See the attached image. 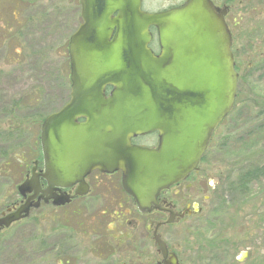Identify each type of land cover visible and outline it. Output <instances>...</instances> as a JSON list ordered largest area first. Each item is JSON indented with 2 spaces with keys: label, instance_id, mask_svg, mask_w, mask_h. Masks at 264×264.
Listing matches in <instances>:
<instances>
[{
  "label": "water",
  "instance_id": "obj_1",
  "mask_svg": "<svg viewBox=\"0 0 264 264\" xmlns=\"http://www.w3.org/2000/svg\"><path fill=\"white\" fill-rule=\"evenodd\" d=\"M79 5L81 23L68 42L69 99L43 119L42 170L35 173L34 161L30 176L17 186L23 200L0 213V230L27 217L41 199L68 203L67 195L53 193L57 187L79 183L76 194H85L84 177L93 169L120 170L138 210H150L160 192L196 168L234 104L237 73L225 10L211 0H186L157 12L142 10L141 0ZM151 27L157 53L149 47ZM152 132L156 147L131 143ZM154 241L165 258L164 242L158 236ZM165 264L179 263L169 253Z\"/></svg>",
  "mask_w": 264,
  "mask_h": 264
},
{
  "label": "rangeland",
  "instance_id": "obj_2",
  "mask_svg": "<svg viewBox=\"0 0 264 264\" xmlns=\"http://www.w3.org/2000/svg\"><path fill=\"white\" fill-rule=\"evenodd\" d=\"M181 1L142 0V9L160 11ZM80 23L79 0H0V212L19 200L16 186L33 161L42 165L40 125L69 99L67 47ZM150 46L158 50L154 33ZM239 73L233 107L199 165L206 178L196 187L209 203L164 233L182 264H264V179L246 198L225 194L221 206L209 189L223 174L233 179L237 168L264 147V69ZM12 101L20 106L14 108ZM88 207L75 200L33 209L0 232V264H119L107 231L94 227L103 221L100 214ZM150 263L145 256L134 262Z\"/></svg>",
  "mask_w": 264,
  "mask_h": 264
},
{
  "label": "flooded vegetation",
  "instance_id": "obj_3",
  "mask_svg": "<svg viewBox=\"0 0 264 264\" xmlns=\"http://www.w3.org/2000/svg\"><path fill=\"white\" fill-rule=\"evenodd\" d=\"M211 1L215 6L225 10L223 19L231 37L230 51L234 69L239 72L253 66L264 69V0ZM184 2L185 0H182L168 8L180 6ZM239 72H237L238 79ZM110 89L109 86L105 88L106 94ZM157 142L156 133L131 139V143L148 148L155 147ZM202 161L203 157L186 180L160 192L157 196V206L152 205L148 211L138 210L132 196L124 190L121 171L107 173L98 169L91 170L84 177L85 194H76L79 191V183L68 187H57L53 193L67 195L69 202L54 206L52 199L47 202L41 199L39 207L49 204L54 207H64L75 200H84L89 204L88 208H94V213L100 214L97 219L103 221L94 222V227L107 231L109 243L112 245V250L117 252L119 264H134L141 256H145V260H151L150 264H165L169 259V253H173L179 264H182L178 253L169 247L164 233L167 227L199 215L209 203V196L196 187L198 183L201 186L202 180L206 178L200 174L199 165ZM41 166L40 163L37 164L36 173L40 172ZM26 176L27 173L24 178ZM211 179L215 184V179L213 177ZM39 186L41 189L46 187V182L41 177H39ZM213 188L214 185H209V189L213 190ZM20 202L21 200H18L12 204ZM105 215L111 219L107 220ZM169 218L171 221L167 222ZM154 236H158L164 242L167 252L165 258L155 244ZM151 246L152 256L148 251Z\"/></svg>",
  "mask_w": 264,
  "mask_h": 264
},
{
  "label": "trees",
  "instance_id": "obj_4",
  "mask_svg": "<svg viewBox=\"0 0 264 264\" xmlns=\"http://www.w3.org/2000/svg\"><path fill=\"white\" fill-rule=\"evenodd\" d=\"M12 16L15 18L14 12L12 13ZM12 104L14 108L20 106L14 101H12ZM263 154L264 147L258 150L257 153L252 154L250 160L244 161L242 166L237 168L238 170L236 171L233 179L230 180L228 175L224 174L219 178V181L216 182L212 193L215 200L220 201V206L221 202H223L222 200H224L223 197L225 194L230 195L235 193V195H243V198H246L251 192V186L264 179V162L260 160L261 155ZM235 201L236 200H234V202ZM234 202L232 201L231 204H234ZM211 212V214H215L217 212L216 208L212 209Z\"/></svg>",
  "mask_w": 264,
  "mask_h": 264
}]
</instances>
